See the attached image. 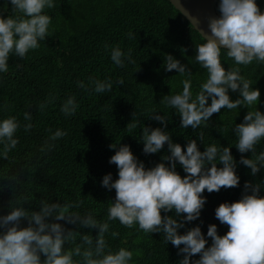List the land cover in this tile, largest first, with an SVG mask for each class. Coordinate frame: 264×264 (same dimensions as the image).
<instances>
[{
  "label": "trees",
  "instance_id": "obj_1",
  "mask_svg": "<svg viewBox=\"0 0 264 264\" xmlns=\"http://www.w3.org/2000/svg\"><path fill=\"white\" fill-rule=\"evenodd\" d=\"M256 2L262 10L264 0ZM5 3L6 0H0V14L4 18L18 15L11 12L10 3L5 9ZM54 3L56 7L45 9L52 20L51 35L23 59L10 55L8 71L0 72V121L15 117L20 125L14 136L19 143L8 153L7 159L0 143V216L10 213V202L12 207L24 206L29 212L38 211L41 201L78 205L69 208V212L81 216L91 213L98 222L109 223L106 252L109 249L116 252L121 247L132 251L134 255L129 264H179L184 257L178 255L179 249L164 241L163 234H145L138 224L127 228L118 220H108V207L116 193L102 186L105 175L111 174L113 182L118 179L117 166L109 163L116 152L110 148L114 143L130 146L146 169L164 162L162 156L170 155L167 144L160 153L146 155L143 152V127L164 128L151 119L159 114L168 121L164 130L185 152L188 140L196 139L201 152L206 150L205 146L213 144L220 149L231 147L237 162L239 186L222 188L218 193L205 190L203 196L207 202L200 218L187 222L179 230L183 235L193 227H201L210 247L209 225H216L221 236L228 231V226L216 219L215 210L222 203L242 199L246 182L260 184V196L264 197V168L253 177L251 170L239 163L242 155L252 158L251 152L238 151L234 132L235 125L243 123L247 108L222 109L206 127L202 124L193 130L191 127L182 129L177 110L160 103L164 96L182 92L185 79L191 81L193 96L206 82V70L194 59L196 44L204 43L203 37L168 0H54ZM129 33L133 38H129ZM116 46L125 53L123 68L111 60V50ZM129 50L135 63L127 60ZM165 54L186 65L191 74L165 71ZM221 62L225 70L237 66L224 49ZM239 67L241 75L252 82L254 89L260 90L258 110L264 113V63L254 60L248 66ZM90 77L110 80L111 92L96 93ZM120 79L123 85L116 83ZM78 82H83L85 88L79 87ZM229 95L233 101L241 98L239 92L229 90ZM72 96L78 108L74 115L66 116L61 107ZM46 101L51 102L41 111L40 105ZM25 112L31 113V121L25 120ZM134 112L135 127L127 128ZM28 123L33 127L25 131ZM57 130L67 135L51 141L49 137ZM201 132L203 142L197 137ZM46 145L54 147L48 150ZM260 151H264V140L257 146V152ZM176 170L182 177L186 175L179 162ZM162 215L175 217V212H162ZM50 222L94 238L98 236V229L81 228L65 221ZM27 226V221H22L21 227ZM112 232L119 235L113 237ZM76 242H80L79 236ZM199 258L196 255L192 260Z\"/></svg>",
  "mask_w": 264,
  "mask_h": 264
},
{
  "label": "clouds",
  "instance_id": "obj_2",
  "mask_svg": "<svg viewBox=\"0 0 264 264\" xmlns=\"http://www.w3.org/2000/svg\"><path fill=\"white\" fill-rule=\"evenodd\" d=\"M9 3L11 12L18 15L4 18L0 14V72L3 73L8 71L10 55L23 59L51 35L52 20L45 14V9L56 7L54 0H6L5 9ZM219 11V18L208 19L211 38L199 31L205 42L196 44L194 59L206 70V82L193 96L191 81L185 79L182 81V92L166 95L160 103L177 110L182 129L191 127L193 130L202 124L206 127L213 115L222 109L247 108L243 123L235 125L234 132L238 151L241 154L252 153V158L242 155L239 163L249 168L255 177L264 168V151L257 152V146L264 140V113L258 110L261 92L241 75L239 66H248L254 60L264 63V13L256 0H220ZM190 25L197 29L196 24ZM128 35L133 38L132 33ZM222 49H226L228 58L235 62L236 67L225 70L221 62ZM182 51L187 52V49ZM111 60L118 67H124L125 53L119 46L112 48ZM127 60L135 63L131 50L127 53ZM164 60L165 71L191 74L187 66L172 55L165 54ZM89 80L96 93L112 90L110 80L91 77ZM116 83L123 85L124 81L120 79ZM78 86L85 88L83 82H78ZM229 90L239 92L241 98L233 101ZM49 102L41 104L40 110L43 111ZM77 108L76 98L72 96L63 103L61 112L72 116ZM135 116L134 112L127 128L135 127ZM24 118L31 121V113L25 112ZM151 119L163 124L164 128L143 127V152L146 155L157 154L167 144L170 155L162 156L164 162L146 169L130 146L110 145L116 152L109 163L117 166L118 179L113 182L112 175L108 174L102 181L103 187L109 191L114 189L116 193L115 200L108 207V220H118L127 228L138 224L139 230L145 234H163L164 241L179 249L178 255L184 257L179 264H264V197L260 196L261 186L258 183L246 182L242 199L222 203L215 210L216 219L227 225L228 231L221 236L216 225H209L207 237L212 241L210 247L199 226L180 234L179 230L187 222L200 218L207 202L203 196L205 190L218 193L222 188L239 186L237 162L231 147L220 149L213 144L205 146L206 150L201 152L196 139L188 140L185 152L164 130L168 121L163 115L154 114ZM19 127L15 117L0 121V143L3 144L5 159L19 143L14 138ZM24 127L25 131H29L33 125L28 123ZM66 135V132L57 130L49 139L55 141ZM197 137L203 142V132ZM46 146L48 150L54 147ZM177 162L186 173L184 177L176 170ZM77 206L41 201L38 211L29 212L24 206L12 207L10 202V213L0 216V264H129L134 255L132 251L121 247L116 252L110 249L106 252L108 244L105 237L109 232V223L98 222L91 213L81 216L69 212V208ZM173 210L175 217L162 215V212ZM180 217L183 219L178 221ZM25 220L28 226L21 227ZM50 221H65L81 228L98 229V236L94 238L91 234H82ZM111 235L116 237L119 233L112 232ZM77 236L80 237L79 243L76 242ZM196 255L200 258L193 261L192 257Z\"/></svg>",
  "mask_w": 264,
  "mask_h": 264
},
{
  "label": "water",
  "instance_id": "obj_3",
  "mask_svg": "<svg viewBox=\"0 0 264 264\" xmlns=\"http://www.w3.org/2000/svg\"><path fill=\"white\" fill-rule=\"evenodd\" d=\"M168 1L174 6L177 11H179L189 21L190 24H196L197 29L191 25L194 31H201L205 36L211 38L208 32V19L210 17L219 18L221 16L218 6V2L220 0ZM261 12L264 13V5Z\"/></svg>",
  "mask_w": 264,
  "mask_h": 264
}]
</instances>
